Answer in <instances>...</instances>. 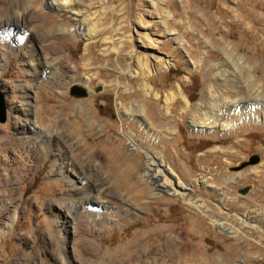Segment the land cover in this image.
I'll use <instances>...</instances> for the list:
<instances>
[{
	"label": "rangeland",
	"instance_id": "374dc122",
	"mask_svg": "<svg viewBox=\"0 0 264 264\" xmlns=\"http://www.w3.org/2000/svg\"><path fill=\"white\" fill-rule=\"evenodd\" d=\"M49 2L0 0V264H264V124L190 125L210 85L233 94L227 53L264 81V0ZM147 150L200 208L154 190ZM129 175L156 194L136 207L114 187Z\"/></svg>",
	"mask_w": 264,
	"mask_h": 264
},
{
	"label": "bare ground",
	"instance_id": "6f19581e",
	"mask_svg": "<svg viewBox=\"0 0 264 264\" xmlns=\"http://www.w3.org/2000/svg\"><path fill=\"white\" fill-rule=\"evenodd\" d=\"M50 1L51 2H49V4L51 5H57V4L59 5V4L68 2V0H64L63 2H61L60 0H50ZM26 5H25L26 7L21 8L23 10H20V8L17 9L16 5H14L13 8H16L15 13L18 15L17 16L18 19H21V16L23 15L22 12H25L26 14V11H27L26 9L28 8V6H30L29 4H26ZM2 25H7V23L5 24L3 23ZM61 30H63V32L71 31L70 29H67L64 27ZM224 48H226V46L223 47V50ZM227 54H228V57L224 59L221 64H219L216 70H218L217 75L220 79H223L225 81L226 78L224 77L227 76V78H229L226 80V82L234 89L233 94H229L227 96L222 95L221 92L220 93L217 92L216 86H214L213 84L210 85V87H208V89L205 91L202 99L196 103L197 112L196 113L194 112V114L192 113V115H190L191 116V120H190L191 127L201 126V127L210 128V129L217 128L218 131H222L223 134L226 135V134L233 132L242 121L246 122L250 120V121L257 122V123H262V125L264 124V81H262L261 79H258L257 77H252L250 73L246 77L244 73L248 69H246L245 66H242L240 64L241 59L236 57V55L232 53H227ZM254 71H255V68H254ZM242 77H245V79L243 80ZM176 97H182L184 99L185 104H186L185 114L188 115L189 114L188 111H190L192 105L189 99L182 93L180 88L177 91L170 92L171 99L176 98ZM170 98H167L166 100L167 101L171 100ZM145 112H146V108L144 107V105L142 106L136 103L133 104L128 109H126L125 111V113L129 115L131 120L136 117H140V116L143 117V114ZM89 123L96 124V121L90 118ZM167 128H168L167 130L171 129V127H167ZM51 129L52 127L49 126L47 128L48 132H45V133H49ZM73 130L68 131L70 133L69 134L70 136L73 135V132H74ZM63 132H64L63 130L57 132L58 134L57 137H59L60 140L61 138H63ZM128 137H129V140H130L129 143L132 149L139 147V143L137 142L134 136L130 135ZM48 138L49 137H43V139H48ZM82 147H83V144H79V149L77 150L76 157L77 159L80 160L83 167L89 170L90 168H88L89 163L87 162V159L91 160L94 158V157L93 158L89 157L92 155L91 152L93 151H90V149L87 146L85 147V149H83ZM36 148H37V151H39L38 150L40 148L39 145L35 146V150ZM114 150H115L114 148L110 147V152ZM147 153H148V163H147L146 172L144 176H147L150 179V181L153 183L155 187L154 190L159 191L162 189H167V191H169L170 193L179 195L182 198H184L187 201L186 203L192 204L194 206L196 205L197 207L200 208L202 206V203H196V199L189 198L188 193L182 190L184 183H182L183 181L179 177L178 172L175 169H173V171L170 172L169 168L167 167L168 164L166 163L164 164L160 160L156 159L154 152L147 150ZM115 155L116 153L113 152L111 156L114 158ZM84 157H86V159H84ZM64 164L65 162H61L59 164L60 166L58 170L66 171V169L64 168H67L68 166H65ZM75 165L76 164L73 161L72 168ZM169 166L172 167L170 164ZM67 176L65 174L62 175L64 179L67 178ZM138 178H139L138 181H144L146 177L143 179L142 176L141 177L139 176ZM176 178L179 181H177ZM138 181L135 182V179L131 175H129V176H125L122 182L119 181L121 182L120 184H118V182H114V185H115L114 187L117 188L119 192L122 195H124L126 198H129V200L133 204H135L136 207L140 206V204L143 201H146L145 198L147 196L150 197L151 195L152 197L156 194V192H151L152 189L151 190L150 188L147 189L146 186L142 187ZM88 198L89 197H86L83 200L82 204L83 203L87 204ZM65 207L68 212L70 211L74 213V216H76L79 214L81 203L74 199L73 200L71 199L69 205L67 204V206ZM215 223L218 224L221 230H228V229L230 230V228L226 227L224 221L222 220L216 219ZM246 223L249 224V221H246Z\"/></svg>",
	"mask_w": 264,
	"mask_h": 264
},
{
	"label": "water",
	"instance_id": "95a60500",
	"mask_svg": "<svg viewBox=\"0 0 264 264\" xmlns=\"http://www.w3.org/2000/svg\"><path fill=\"white\" fill-rule=\"evenodd\" d=\"M73 93H79V92H82L84 91L83 89H78L77 87H74L73 89ZM6 119V114H5V110L4 108L2 107V105L0 104V120L1 121H5ZM254 163V162H253ZM248 189H245L243 190L242 192L243 193H246Z\"/></svg>",
	"mask_w": 264,
	"mask_h": 264
}]
</instances>
